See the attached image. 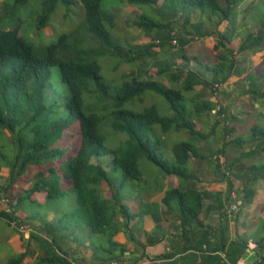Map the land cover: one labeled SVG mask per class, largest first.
I'll return each instance as SVG.
<instances>
[{
    "label": "trees",
    "instance_id": "16d2710c",
    "mask_svg": "<svg viewBox=\"0 0 264 264\" xmlns=\"http://www.w3.org/2000/svg\"><path fill=\"white\" fill-rule=\"evenodd\" d=\"M30 1L14 0L7 12L11 16L16 15V9L26 7ZM37 1L40 7L32 27L38 29L49 26L59 2H71ZM78 1L84 10L83 22L80 27L61 33L54 42L41 44L33 42L29 36L25 38L24 21L18 13L14 27L0 28V169L4 166L8 169L6 178L0 174V191L8 193L6 199L9 200L5 203L10 207L9 210L3 206L0 208V219L10 225L23 223L24 217L39 221V226H34L36 230L31 229L29 238L44 250V255L38 258L42 264H75V258H69L66 247L71 244L68 241L74 240L75 236L78 238L76 233L82 230L104 238V244L87 245L93 251L104 252L107 260L118 261L128 251V244L114 239L119 232H123L128 242L141 245L130 225L137 214L130 211L123 195L128 181L142 178L139 158H147L164 175L194 179L188 162L190 156L201 155L199 148L191 141H179L170 148L171 158H166L162 150L164 135L171 130L184 129L193 139L206 137L196 128V121L211 113L217 103L205 98L202 91L193 94L195 86L209 89V96H213L217 86L233 72L236 64L234 51L241 53L264 48V17L262 29L249 30L244 35L230 31L228 24L232 29L236 23L239 24H234L231 17L243 0L177 1L185 6L209 9L213 15L216 14L209 27L201 21L193 23L188 19L181 23L179 19L162 23L140 12L132 24L139 33H149L150 40L134 44L129 49L117 45L110 31L115 26L116 12L103 8L102 0ZM126 1L130 5H159V0ZM169 4L176 16L175 0H162L160 7L168 8ZM2 5L0 2V7ZM223 21L228 23V27L219 31L217 27ZM233 36H241L236 50L231 46ZM205 37L214 39L212 51L215 59L212 65L195 55L188 57L185 54L195 38ZM115 56L120 58L114 67L116 69L122 64L139 63L129 72L120 73L122 81L119 83L101 74L100 59ZM191 61L196 64L195 69L190 68ZM206 72L212 73L211 80L206 79ZM146 92L161 96L169 106V113L161 114L155 104L142 105ZM258 94L264 97V89ZM216 114L220 116L219 109ZM223 119L226 121L227 117ZM219 121L221 119L212 124V131ZM103 127L123 133L113 137L119 143L106 144V137L110 134L106 130L104 133ZM231 129L227 124L223 126L224 133L228 134ZM118 135L122 136L116 139ZM243 141L246 142L241 136L237 140ZM248 141L257 145L243 157L264 151V126L253 124L249 128ZM219 156L214 157L218 159ZM216 166L221 168L222 177L227 182V202L233 190L232 172L222 162L217 161ZM31 168L34 170L32 174L29 172ZM116 170H120V177ZM244 176L247 182L263 177L264 162L248 167ZM19 181L24 185L17 183ZM247 185L245 182L243 191L253 196L255 188ZM145 189L134 190L129 197L137 201ZM33 194L42 195L43 200L32 198ZM72 195L74 201L71 205L51 220L44 221L49 215L48 203ZM220 196L205 190L172 188L166 191L163 202L169 206L171 201L176 202L181 234L184 239L191 240L190 233L204 226L199 214L206 200L220 199ZM24 201L28 202L26 210L21 207ZM32 207H37L42 213L38 210L34 215L30 210ZM219 207L222 210L224 203L220 202ZM70 235L74 237L71 239ZM208 235L206 232L198 245L163 253L156 259H171L177 253L188 251L192 252L191 255L180 259L191 256L196 259L199 256L193 251H199V247L205 244L206 250L201 251L203 255L200 256L202 260L214 264H235L249 247L248 240L244 238L231 240L227 245L224 238L220 247H211ZM85 243L78 247H84ZM252 243L260 256L264 237ZM218 250L225 252L226 261L219 263L220 257L214 255ZM24 257L25 252H20L3 264H21ZM143 257L144 253H140L133 264ZM252 264H264V258Z\"/></svg>",
    "mask_w": 264,
    "mask_h": 264
},
{
    "label": "rangeland",
    "instance_id": "374dc122",
    "mask_svg": "<svg viewBox=\"0 0 264 264\" xmlns=\"http://www.w3.org/2000/svg\"><path fill=\"white\" fill-rule=\"evenodd\" d=\"M177 1L178 0H175V5L178 10L176 16H174L175 13L172 10L171 4H169L168 8L165 9L160 7L162 0H159L158 7L157 5H152V4L130 5L127 3L126 0H102L101 5L105 9L116 12L117 16H116L115 26L110 31L113 37L116 38L115 41L117 45L121 46L122 48L129 49L132 48L134 44L137 45V44L146 43V37H141L140 36L141 33H139V29L132 24V22L135 20V17L140 12H143L146 15L150 16L153 20L162 23L171 21L172 19L173 20L179 19L181 23L183 20L188 19L193 23L201 21L205 27H209L215 21L216 14L213 15V13L209 9L201 10L196 7H190L179 4ZM0 2L1 4H4L0 7V15H1L3 13H8L7 11L11 7V5H13L14 0H0ZM39 7H40L39 1L31 0L26 7L24 6L19 9H16L21 20L24 21V26H23L25 33L24 37L25 38L30 37L31 40L35 43L47 44L54 42L61 33L68 32L70 30L80 27L81 23L84 20L83 6L78 0H71L70 3L59 2L57 4L55 12L52 14V17L49 21V26L41 29L35 27L33 28L32 21L33 19L35 20V15ZM17 13L16 15L13 14V16H11V14L8 13L7 15L0 17V28L7 29L14 27L17 21V15H18ZM263 17H264V0H243L240 3V5L235 9L234 16L231 17L234 24L236 22H238L239 24L236 23L235 24L236 26L234 25V29H232V26H230L229 24L228 26L230 27V31H233L234 34L240 33L241 35H244L246 32H248L251 29V26L257 28L260 27L262 29L263 27H261V24L263 21ZM225 23L227 24V22ZM236 41L237 40H235V37L233 36L231 41V46L234 47ZM155 48H156L155 50L158 51V47ZM252 52L253 51L246 50L243 56L245 55V57H249L251 56ZM185 54L188 57L195 55L201 61L208 63L209 65H212L213 64L212 62L215 59L214 52L210 50L208 47H205L202 43L198 42L196 39H194L188 45ZM118 60H120L119 56L102 57L100 59V64L102 66L101 74L111 78L110 80H112L115 83H119L120 81H122V77L120 73L129 72L131 68H135L139 66V63L122 64L116 69L114 67L118 62ZM141 65L142 64H140V66ZM259 68L260 70H264V63L261 64ZM262 76H264V74H262ZM212 77L213 75L211 72H206L207 80H211ZM247 83H248L247 94H252V95L261 92L262 87L264 86L263 83L257 82L256 76L253 78L251 77L248 78ZM195 92L196 91H194L193 94ZM216 95L217 94L213 93L214 97ZM145 96L146 99L142 103V105L155 104L161 114L169 113V106L161 96L156 95L152 92H146ZM257 100H258L257 102L258 104L256 107L257 113L254 114L253 118L255 120H252L253 122L251 123L252 124L256 123L258 125L264 126V97L258 96ZM207 115L210 117L207 121L205 120H201L199 122L196 121V125L199 128V130H201L202 133L204 132L210 133V135H208L205 139H201V137H196L193 139L184 129L171 130L170 132L164 135V144L162 146V150L166 158H171L170 148L176 142L183 140L191 141L195 143L196 146L198 145L203 146L207 144L205 147H203L202 149L203 151L201 153L204 155L205 157L204 160L208 164L210 170L213 171L214 174H217L218 170L215 164L217 161L218 163H221L222 161H219V159H215V158L214 161L213 158H211V153H212V149L215 146L217 147L219 145L220 140H222L224 132L221 127L223 123L219 121V123L215 125L214 130L212 131L211 129L212 123H214L215 120L217 121V119L220 120L222 118L219 119L218 117L220 116H218L216 112L208 113ZM204 116L205 115H203L202 118ZM105 130L110 134V137L108 136L106 137V144L113 145L115 143H119L114 141L113 137L115 134H123V133H115L109 130L108 127L105 128L103 127L104 133ZM121 136L122 135H118L116 139ZM239 136L246 138L245 149H249V141L247 140L249 134L245 133L241 135L240 132ZM199 149L201 150V148ZM259 162H263V160H259ZM138 164L142 174L141 180L134 182L128 181L126 183V187L123 190V195L124 198H126V203L130 211L133 210L136 211L139 209V206H137L136 203L137 201L129 197L131 192L141 187L142 188L157 187L162 180V177H160L162 174V170L159 169L152 162H150L147 158L141 156L138 160ZM33 171H34L33 168L29 170L31 174L33 173ZM115 173L118 177H120L121 175L120 170H116ZM0 174L4 178H6L8 174L7 167L5 166L2 167L0 169ZM17 183L21 184L22 186L24 185L21 183V181ZM247 186L249 187V184ZM252 187H254V184L252 185ZM254 188L255 190L256 188L258 189L256 190V193L253 195L255 200L259 201L261 198L264 199V190L259 189V186ZM105 194L107 196L106 191ZM7 196H8L7 192L0 191V201H2L0 203V208L3 206L6 207V210H9L10 207L7 206L5 203L9 200V198L6 199ZM32 198L39 199L41 201L43 200L42 195H38V194H33ZM73 201H74V195L70 197L61 198V200L58 202L48 203L47 210L49 215H47V218H45L44 221L51 220L52 217L56 216V214H59L64 208H67L69 205H71ZM172 202L175 203V201ZM12 204H14V201ZM27 206H28L27 201H24V203L21 205V207H23L24 210L27 209L26 208ZM30 210L35 215L36 213L35 211H38L39 209L37 207L36 208L32 207ZM30 210L28 211V213H30ZM39 211L41 212V210ZM241 212H243V210H241ZM22 222L23 223H19V224L15 222L14 224L12 223L10 225L6 220L0 219V264L5 263L6 261L13 258L20 252H25V257L23 258L21 264H42L38 262V258L44 255V250L41 249L40 246H38L37 242L34 239L29 238L31 229L34 230L35 229L34 226L38 227L40 223L37 219L32 220L29 217H24ZM257 222L258 225L254 229L252 240H260L261 238L264 237V217L259 218ZM76 234L78 238L75 236L74 238L75 241L74 240L68 241V243L71 244L70 246L66 247V250L70 255L69 258L70 257L75 258L73 260L75 264H133L136 261L135 260L136 257H134V259L130 261L127 258L125 259L121 258L118 261L107 260L108 256L105 255L104 252L93 251L92 247H88L87 245V243H92L94 245L104 244V238L102 236L98 234H88V231L86 234L85 230H82L81 232H78ZM73 237L74 236L70 235L71 239ZM78 240L80 241L78 242ZM83 243H85L84 247L82 246L78 247V245H82ZM128 247L129 245H127V248Z\"/></svg>",
    "mask_w": 264,
    "mask_h": 264
},
{
    "label": "crops",
    "instance_id": "0c3cea01",
    "mask_svg": "<svg viewBox=\"0 0 264 264\" xmlns=\"http://www.w3.org/2000/svg\"><path fill=\"white\" fill-rule=\"evenodd\" d=\"M225 22H221L218 26L219 31L227 29L228 23L226 24ZM256 29L258 28L251 26L250 30ZM140 36L146 37V43L149 42V33H146V35L140 34ZM195 39L212 50L214 42L212 37ZM235 40H237L236 46L234 45V49L236 50L240 39L236 37ZM250 51L253 52L249 57L243 56L245 52L238 53L234 51L236 64L233 72L224 83L217 86V95L215 97L209 96V89H203L200 85L195 86L196 92L202 91L204 97H207L208 100L217 102L216 107L211 113L217 112L219 109L220 117L218 118H222L221 122L223 123L221 128L223 129L225 124L232 128L228 134L224 133L225 136L223 135L219 145L215 146L211 153V158L214 161L216 159L214 156L220 155L218 157L219 161H222L224 167L232 172L233 190L230 192L229 200L225 202L227 182L222 177L221 168L219 169L216 166L218 173L214 174L204 158L201 157V155L204 157L201 152L207 144L203 146L198 145L197 147L201 148V150L199 149L201 155L197 157L190 156L188 162V168L195 175L194 179L185 180L174 175L161 174L162 180L157 187H149L140 192L139 200L136 202L139 209L135 211L137 215L130 225L132 226L135 239L141 245L128 242L123 232L117 233L114 237L118 242L129 245L124 259L127 258L130 261L134 257L139 256L140 253H144V257L137 264H154L155 262L160 264H169L171 262H175V264H214L213 262L208 263L207 260L205 262L200 257L203 255L201 251L206 250L205 244L199 247V251H193L199 256L196 259L192 256L189 259H180L182 256L191 255L192 252L190 251L188 253H177L171 259H156L157 255L178 251L185 246L198 245L201 237L206 232L210 236L208 238H210L209 243L211 247H220L221 241L224 238L227 240L226 245L229 241L239 238L248 240L249 247L237 259L235 264H252L257 259V249L255 244L252 243V236L255 227L258 225L257 220L264 217V199L261 198L259 201H256L253 196L246 195L243 191V185L246 182L250 187L254 184V187L259 186V189L264 190V176L258 177L255 181L248 182L244 176V172L248 167L264 162V151L260 150L258 154L251 157H243V154L255 149L257 143L249 142V149H245L246 143L244 141L237 142L240 132L241 135L245 133L249 134V128L253 125L251 122L255 120L253 116L257 113V97L261 96L258 93L255 95L247 94L248 78L256 76L257 82L264 84V76H262L264 70H260L259 68L264 63V48H256ZM189 66L193 69L196 68L195 62H190ZM201 73L203 74L204 72L201 71ZM224 117H227L226 121L223 119ZM209 118L206 115L201 120L207 121ZM197 122L199 121L197 120ZM196 128L199 129L197 125ZM203 134H206V137L210 135L206 132ZM206 137H201V139H205ZM242 138L246 140L245 137ZM259 160H263V162H259ZM172 188L180 190L191 188L221 194L220 199L217 197L206 200L205 206L199 214V220L204 226L190 233L191 240L184 239L181 234L176 215V202L173 203L171 201L170 206L163 202L166 191ZM256 190L258 189L256 188ZM220 202L224 203L222 210H219ZM232 205L236 206V210L230 212L229 207ZM223 212H225V215H222ZM222 224H224V227H222ZM214 255L220 257L219 263L226 261L224 251L218 250Z\"/></svg>",
    "mask_w": 264,
    "mask_h": 264
},
{
    "label": "built area",
    "instance_id": "2783aa9c",
    "mask_svg": "<svg viewBox=\"0 0 264 264\" xmlns=\"http://www.w3.org/2000/svg\"><path fill=\"white\" fill-rule=\"evenodd\" d=\"M235 210H236V206L232 205L229 207L230 212H233ZM261 258H264V249L262 250L260 256H258L256 260H260Z\"/></svg>",
    "mask_w": 264,
    "mask_h": 264
}]
</instances>
